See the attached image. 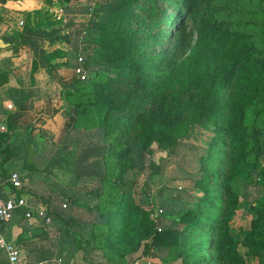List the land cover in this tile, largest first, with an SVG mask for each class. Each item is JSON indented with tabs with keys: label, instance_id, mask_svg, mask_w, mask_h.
<instances>
[{
	"label": "trees",
	"instance_id": "trees-1",
	"mask_svg": "<svg viewBox=\"0 0 264 264\" xmlns=\"http://www.w3.org/2000/svg\"><path fill=\"white\" fill-rule=\"evenodd\" d=\"M228 2L225 0L219 6L217 0H105L93 10L83 9L85 13L92 11L95 16L92 26L96 31L91 32L90 39L97 30L104 32L106 41L117 53L116 62H99L101 65L96 71L116 76L111 82H91L82 107L106 106L102 123L94 132L90 131L92 129L82 131L71 141L76 146H103V162L106 160L113 167L114 163L118 166L126 161L134 149L143 154L158 136L165 139L168 146H175L179 139L187 137L194 125L202 126L211 136L204 154L197 157L201 170L196 185L212 203L208 198L199 197L194 206L182 208L177 220L157 230L153 222L146 220L145 212L133 204L130 191L121 187L119 177L112 183L101 177L95 178L99 192L83 191L87 197L94 194L100 201L105 200L106 207L97 209L99 216L94 222L71 219L69 210L77 196H66L67 190H64L59 206L50 205L46 197L38 200L37 206L50 216V223L40 228H46L55 219L63 223L68 219L69 224L84 231L95 225L107 230L101 239L107 248L116 256H123L141 236L139 223L144 220L149 242L143 252L152 247L164 253L160 258L165 262L181 260L182 264H205L202 259L192 261L197 253L204 252L203 243L193 246L189 239L193 235L205 236L197 229L210 223L212 233L207 247L212 258L208 264H247L246 258L264 264V174L262 183H255L254 193L246 200L247 210L254 216L249 228L233 231L228 224L238 199L237 193L232 191L233 182L241 171L255 165L263 153L264 143L262 122L257 118L253 126L245 124L249 106L264 108V44L254 45L252 36L242 30L245 22L231 23L219 17L220 13L225 16L232 11ZM184 3L191 9L187 10ZM194 6L197 12L192 10ZM187 15L195 21V37L186 54L173 63L184 48ZM113 17L121 20L120 30L112 26L108 30ZM89 43L81 48L84 52ZM92 65L91 60L85 58L84 68L90 69ZM153 76L157 78L151 80ZM130 82L131 91L126 87ZM72 88L69 85L64 92ZM148 97L152 108L144 113L141 108ZM153 102L157 103L156 107ZM85 112L82 110L79 114ZM132 127L133 134L130 133ZM116 135V142H109ZM23 166L32 168L25 160ZM85 179L92 180V177L79 174L73 177V181ZM24 192V185L18 189L12 187L7 173L0 169V197L10 194L16 198ZM85 209L89 213L88 208ZM13 218L19 231H29L32 223L22 214ZM8 222L0 225V233L7 241L10 240ZM59 232L60 228L56 236ZM15 243L18 245L17 241Z\"/></svg>",
	"mask_w": 264,
	"mask_h": 264
},
{
	"label": "rangeland",
	"instance_id": "rangeland-1",
	"mask_svg": "<svg viewBox=\"0 0 264 264\" xmlns=\"http://www.w3.org/2000/svg\"><path fill=\"white\" fill-rule=\"evenodd\" d=\"M41 1L48 3L47 0H36V4ZM104 1L61 0L59 1L61 11L58 12V15H53L54 13L50 15L54 20L52 34L57 40L62 37L63 42L61 45L63 50L58 49L60 55L55 62L56 65L61 66L58 75L61 82L70 81L66 87L71 85L73 88L66 92H64V87L60 88V100L58 99L60 104L58 110L60 111L57 112L60 113V116L56 115L52 119V125L51 123L48 125L51 130L49 133L39 135L41 141L36 143L33 151L35 160L29 164L32 165V168L21 167V161L20 166L13 168L12 171L19 175L21 184L25 188L23 195L30 205L37 206L39 205L38 200L46 197L50 205L59 206L64 193L66 196H77L69 210L71 219L79 218L80 220H90V222H94L96 217L98 218L97 209L103 210L106 204H104L105 200L100 201L94 194L92 197H87L83 191L87 192L93 189L94 192H99L100 187H97L98 184L95 185V178L103 177L104 180L107 179L112 183L119 177L121 187L130 191L133 204L143 210L146 220L153 222L155 228L159 230L162 225L177 220L182 208L194 206L199 197L208 198L209 203H212V200L205 195V191L196 185L201 170L198 169L200 165L197 157L204 154L211 133L202 126L194 125L187 137L179 139L175 146H168L165 139H160L158 136L143 154H139L134 149L126 161L120 162L118 166H115L114 163L113 167L106 160L103 162V146L97 144L76 146L71 142L80 132L90 129L94 132V128L102 123V115L106 106L86 105L82 107L83 101L91 90V82H111L116 76V74L96 71V67L101 65L99 62H116L117 53L113 50V45L106 41L104 32L101 33L100 30H97L93 38L90 39L91 32L96 31L92 26L95 16L92 15V11L83 12V9L85 10L87 7L93 10ZM224 1L217 0V3L220 6ZM159 5L162 6V2ZM183 5L187 10L191 9L188 3ZM227 6L232 11L226 13L225 16H221L220 13L219 17L231 23L245 22L242 30L252 36L256 47L263 45L264 0H229ZM192 10L197 12L195 6ZM120 23L121 20L113 17V23L109 24L108 30L112 29L111 26L120 30ZM184 32V48L180 56L173 59V63H177L186 54L194 40L195 21L189 15L184 21ZM87 42L90 43L88 48L86 47L87 51L84 52V49L81 48H84L83 46ZM78 57H81L82 66L85 58L86 60L90 59L94 64L90 68L91 70L85 69L83 66L85 77L82 80L73 73L72 69ZM121 77L124 87L125 77L122 75L120 79ZM137 77L138 75L135 78ZM156 78L153 76L150 79L155 80ZM119 85L122 86L120 83ZM126 87L131 91L132 82ZM150 102V97L145 99V104L141 108L142 112L146 113L148 108H152ZM152 104L157 106L155 102ZM82 110H86V112L79 114ZM257 113H259L258 116ZM257 118L264 126V108L249 106L245 112V124L253 126ZM130 131L131 134L134 133L133 127ZM116 136L111 137L109 142H116L118 138ZM122 137L126 139L124 135ZM263 171L264 143L263 153L255 161V165L241 171L233 182L232 191L238 196L237 205L228 222L233 231L238 228H249L254 216L247 210L248 201L246 200L254 193L255 183H262ZM76 174L92 177V180L73 181ZM109 189L112 191L111 187ZM211 189L213 190V188ZM64 190L67 191L64 192ZM213 194H217V192ZM85 208H88L89 213ZM208 214L206 211L205 216L208 217ZM128 221L131 222L130 217ZM69 223L68 219L64 223L55 219L46 228H37L41 229L40 231L23 233L16 230L15 234H10L9 237L12 241L13 237L16 238L19 245V256L23 262L41 260L50 262L53 260L54 264H182L181 260L162 261L160 255L164 256V253L152 247L147 252H143L144 245L149 242V237L144 232V230H148L144 220L139 223L141 230L139 235L141 234V236L130 249L124 251L123 256H116L101 241L102 237L107 234L106 229L103 231L102 228L93 225L84 231L75 228V224ZM202 227L203 229L198 227L197 231H201L205 236L193 235L189 239V244L194 246L199 242L203 243L204 252L197 253L192 261L202 259L205 264H208L212 258V253L207 247V243L211 239V224L205 223ZM59 228L60 232L56 236ZM99 232L102 233V236L99 235ZM60 235L63 237L61 242ZM33 248L36 249L35 255L26 253V250ZM41 249L48 250V257L37 258L36 254ZM246 262L247 264H258L256 259L246 258ZM0 264H5L2 252L0 253Z\"/></svg>",
	"mask_w": 264,
	"mask_h": 264
},
{
	"label": "crops",
	"instance_id": "crops-1",
	"mask_svg": "<svg viewBox=\"0 0 264 264\" xmlns=\"http://www.w3.org/2000/svg\"><path fill=\"white\" fill-rule=\"evenodd\" d=\"M59 11L57 0L39 4L36 0L0 2V169L7 176L21 161L23 166L26 148L30 146L34 151L41 141L39 135L49 133L48 125L56 115L60 116V88L70 81H60L61 66L55 64L63 42L62 37L57 40L52 34L54 20L50 15H58ZM8 225L10 234L19 230L15 218ZM42 225L33 222L27 232L40 231L37 228ZM12 239L9 241L19 250L16 238ZM62 239L61 236L60 242ZM26 253L34 254L36 249ZM47 253V249H41L36 255L43 259ZM4 261L7 264L5 255Z\"/></svg>",
	"mask_w": 264,
	"mask_h": 264
},
{
	"label": "built area",
	"instance_id": "built-area-1",
	"mask_svg": "<svg viewBox=\"0 0 264 264\" xmlns=\"http://www.w3.org/2000/svg\"><path fill=\"white\" fill-rule=\"evenodd\" d=\"M76 61L77 62L72 68L73 73L82 80L85 77V70L81 63V57H78ZM7 181L16 189L22 186L20 177L15 172H11L7 176ZM17 214H22V216L31 223L39 221L41 224H46L50 222V216L47 215L42 208L30 205L23 194H20L16 198L12 197L10 194H7L5 198L0 197V225L8 222ZM0 251L4 253L7 264H54L53 260L50 262L47 260L22 262L17 246L5 240L1 233Z\"/></svg>",
	"mask_w": 264,
	"mask_h": 264
},
{
	"label": "water",
	"instance_id": "water-1",
	"mask_svg": "<svg viewBox=\"0 0 264 264\" xmlns=\"http://www.w3.org/2000/svg\"><path fill=\"white\" fill-rule=\"evenodd\" d=\"M5 0H0V2H4ZM26 152H27V155H26V159H25V162L27 165L31 164L32 162V156H33V150L30 146H28L26 148Z\"/></svg>",
	"mask_w": 264,
	"mask_h": 264
}]
</instances>
